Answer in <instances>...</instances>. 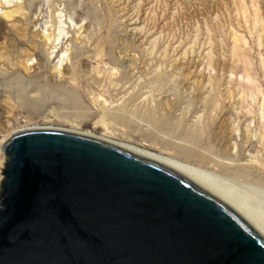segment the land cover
<instances>
[{
  "label": "rangeland",
  "instance_id": "rangeland-1",
  "mask_svg": "<svg viewBox=\"0 0 264 264\" xmlns=\"http://www.w3.org/2000/svg\"><path fill=\"white\" fill-rule=\"evenodd\" d=\"M252 1L0 0V13L22 8L11 21L0 14V145L18 130L46 127L142 148L196 167L264 217V177L250 165L264 157V0ZM59 19L70 26L66 62L76 70L55 82L49 66L57 58L47 62L40 34ZM88 26L94 40L85 49L72 35ZM234 39L254 71L250 84L232 62ZM33 43L29 72L16 62L23 50L34 52ZM84 55L93 58L87 66L115 73L118 88L97 86L78 60ZM209 99L219 105L205 108ZM166 100L173 109L157 106Z\"/></svg>",
  "mask_w": 264,
  "mask_h": 264
},
{
  "label": "water",
  "instance_id": "water-1",
  "mask_svg": "<svg viewBox=\"0 0 264 264\" xmlns=\"http://www.w3.org/2000/svg\"><path fill=\"white\" fill-rule=\"evenodd\" d=\"M0 264H264V236L168 165L64 129L2 144Z\"/></svg>",
  "mask_w": 264,
  "mask_h": 264
},
{
  "label": "bare ground",
  "instance_id": "bare-ground-1",
  "mask_svg": "<svg viewBox=\"0 0 264 264\" xmlns=\"http://www.w3.org/2000/svg\"><path fill=\"white\" fill-rule=\"evenodd\" d=\"M252 1V0H251ZM253 2V1H252ZM2 3H6L7 5L10 3V0H4V2H2ZM1 4V3H0ZM11 4V3H10ZM9 4V5H10ZM14 5V4H13ZM21 6V5H20ZM3 7V6H2ZM8 8H9V6H7ZM19 7V6H18ZM3 10V9H2ZM1 11V10H0ZM1 14V17L2 18H4L6 21H8V20H10L11 21V19H13L14 20V18L15 17H17L18 15H21L22 14V8H13V9H8V10H4L2 13H0ZM25 14V13H24ZM256 15V14H255ZM256 18H257V15H256ZM3 20V19H2ZM255 20V19H254ZM17 21V20H16ZM57 22H54V25H53V28L51 29V30H49V28H46V29H44L43 31H42V34H40V38L42 39L41 40V42H42V45L43 46H45V47H47L46 49H45V52H46V60H47V62L49 61V59H50V57L52 56L53 57V59L55 58H57V61H55L54 63H52L50 66H49V74L52 76V78H54L53 79V81H55L56 79L58 80V78L60 79V77H64L65 75H67V77H68V79H70V78H74V76H75V70H76V66H75V63H70L69 65L67 64V62H66V60L68 59V54H67V44H66V42H68L69 40H68V38H66L67 37V35H68V33H69V31H68V29L70 28V26L69 25H67L66 27L64 26L65 25V23L66 22H64V21H62L61 19H59V20H56ZM258 21V20H257ZM2 22V21H1ZM72 22V21H71ZM80 22V21H79ZM254 22H256V20L254 21ZM74 23V22H73ZM257 23V22H256ZM255 23V24H256ZM15 24V23H14ZM16 25V24H15ZM15 25H12V26H15ZM75 25V24H74ZM17 26V25H16ZM21 26V25H20ZM19 26V27H20ZM22 26H23V24H22ZM82 26H84V25H82ZM86 26H87V24H86ZM254 26H256V25H254ZM80 27V26H79ZM16 29H17V27H15ZM14 28V29H15ZM50 28H51V26H50ZM83 28V27H82ZM22 29V28H21ZM23 29H24V27H23ZM89 26H88V28L87 27H84L83 29H81L80 30V28H77L76 30H74L73 31V35H72V37H73V39H74V42L76 41L78 44H82L83 45V47L85 48V47H89L90 45H92L93 44V37H92V32L90 33V30H91V28L89 29ZM26 30V29H25ZM18 31H20V29L18 30ZM23 31V30H22ZM93 31V30H92ZM99 33V32H98ZM234 33V32H233ZM21 34V33H20ZM237 35L236 36H242V35H238V33H236ZM37 35V34H36ZM234 35V34H233ZM25 36V35H24ZM23 36V37H24ZM235 36V35H234ZM235 36V37H236ZM233 37V36H232ZM243 37V36H242ZM234 38V37H233ZM21 39H22V37H21ZM35 39V38H34ZM66 39V41L64 42V43H62L64 40ZM240 39H241V37H240ZM24 40V39H23ZM235 40V39H234ZM232 41V40H231ZM244 42V41H243ZM65 44V45H64ZM244 45V44H243ZM29 46H31V45H29ZM63 46L65 47V48H63ZM81 46V45H80ZM230 47H231V45H230ZM241 45L238 43V40L236 41L235 40V42L233 43V46H232V62L234 63V64H236L235 66H238V69L236 68V70H237V72H238V70L240 71V73H241V76L240 77H242L243 79H245L246 81H247V83L249 82V84L250 83H252L253 81H255V80H253V72L251 71V67H250V62L249 61H247L246 59H248V58H245L246 56L244 55V53H242V51H244V49H242L241 50ZM32 50L34 51L33 53H29L28 52V50H23L24 51V53H20V54H24V59L23 60H18L17 59V64H20V66L21 67H23V69L25 70V71H28V70H30V69H32V68H34V66L33 67H29V64H28V57H30V56H34V55H36V53H35V51L37 50V46H36V44H34L33 43V45H32ZM244 48V47H243ZM86 49V48H85ZM31 52V51H30ZM85 52V51H84ZM7 53V52H6ZM89 53V52H88ZM125 53V52H124ZM9 53H7V55H8ZM83 54V53H82ZM87 54V53H86ZM17 56L19 55V54H16ZM17 56H15L16 58H17ZM38 56H39V54H38ZM85 56V55H84ZM2 57V56H1ZM0 57V58H1ZM14 57V58H15ZM248 57V56H247ZM261 57V56H260ZM21 58V57H20ZM40 59H42V58H40ZM78 60H83L82 62V64L84 65H86V63L87 62H91V60H93V58L91 57V56H89V55H87V56H85V57H82L81 56V58L80 59H78ZM97 63V62H96ZM136 63V62H135ZM93 64V63H92ZM107 64H108V62H107ZM110 64V63H109ZM209 64H211V63H209ZM232 65V64H231ZM100 66V65H99ZM130 66V65H129ZM211 66V65H210ZM234 66V67H235ZM38 67V66H37ZM42 67V66H41ZM82 67H84V66H82ZM86 67L88 68V73L89 74H91V75H93V78H94V81H95V84H97V86L98 85H105V84H107L108 86L109 85H112V86H115V87H117L116 85L118 84V82L117 81H115L114 82V74H112V72H111V70L110 71H107L106 69H100L99 67H98V65H95V66H93V65H86ZM105 67H107V66H105ZM133 67H135V66H133ZM47 68H48V66H47ZM85 68V67H84ZM86 68V69H87ZM109 68H111V67H109ZM116 68V67H115ZM114 68V69H115ZM231 68H233V66L231 67ZM34 69H36V67L34 68ZM33 69V70H34ZM113 69V68H112ZM117 69V68H116ZM181 69H183V67L181 68ZM253 69V68H252ZM109 70V69H108ZM233 71H234V69H232ZM231 70V71H232ZM134 71V70H133ZM184 71V70H183ZM29 72H31V70L29 71ZM115 72H116V70H115ZM117 72H118V70H117ZM129 73V72H128ZM130 74V73H129ZM133 74V73H132ZM184 74V73H183ZM183 74H182V76H183ZM231 74H232V72H231ZM112 76H113V78H112ZM89 77V76H88ZM187 77H188V75H187ZM85 79H86V76L84 77ZM185 79V78H184ZM76 80V79H75ZM91 80H92V78H91ZM212 80H214V79H212ZM211 81V80H210ZM56 82V81H55ZM91 82V81H90ZM127 82V81H126ZM202 82V81H201ZM125 83V82H124ZM182 83V82H181ZM197 86L199 85H201V83H200V81H198L197 80ZM203 83V82H202ZM211 83V82H210ZM90 84V83H89ZM126 84V83H125ZM215 84L216 85H220V83H219V81H216L215 82ZM214 84V85H215ZM254 84H255V82H254ZM254 84H253V86H254ZM106 85V86H107ZM203 85V84H202ZM248 85V84H247ZM246 85V86H247ZM91 86V85H90ZM96 86V87H97ZM240 86H242V85H240ZM245 86V85H244ZM249 87H247L248 88V90H250L251 91V94L253 93V95H257V94H261L260 93V91H259V93H256L255 92V90H256V88H254V87H256V85L254 86V87H252V85H248ZM114 87V88H115ZM124 87V86H123ZM103 88V87H102ZM112 88V87H111ZM118 88V87H117ZM217 88V87H216ZM244 88H246V87H244ZM106 89V88H105ZM218 89V88H217ZM243 89V88H242ZM242 89H241V92H242ZM100 90H102V89H100ZM245 90V89H244ZM244 90H243V92H244ZM257 91H258V89H257ZM102 92V91H101ZM104 92V91H103ZM117 92V91H116ZM240 92V93H241ZM99 93V92H98ZM104 93H106V92H104ZM108 94H109V92H108ZM230 95L231 94H233V93H229ZM242 94H244L245 96H246V94L247 93H241L240 94V96L242 95ZM249 94H250V92H249ZM252 95V96H253ZM104 96V95H103ZM102 96V97H103ZM238 96V95H237ZM239 96V97H240ZM251 96V97H252ZM258 96V95H257ZM231 97H233V95H231ZM248 97V96H247ZM250 97V98H251ZM236 98V97H235ZM238 98V97H237ZM243 98V97H242ZM241 98V99H242ZM254 98V97H253ZM96 99V98H95ZM244 99H246L245 97H244ZM100 100V99H99ZM104 101V100H103ZM202 101V100H201ZM240 101H243V100H239V102ZM204 102V106H205V108H212V106L213 105H216V104H218L217 103V99L215 100V102H214V100H206V101H203ZM100 103V101L98 102V104ZM113 103V102H112ZM236 103H238V102H236ZM241 103V102H240ZM104 104H105V102H104ZM103 105V104H102ZM106 105V104H105ZM112 105V104H111ZM219 105V104H218ZM119 106V105H118ZM157 106H160V109H162V110H164V109H166V108H168V111L169 110H171V109H173L174 108V103H172V102H169V101H165L164 103L162 102V103H158L157 104ZM1 107V106H0ZM101 107V106H100ZM215 107V106H214ZM102 108V110H105V109H103V107H101ZM216 108V107H215ZM237 108V107H236ZM1 110V109H0ZM3 110V109H2ZM109 110V109H108ZM107 110V111H108ZM153 110V109H152ZM239 110H241V109H239ZM111 110H109V112H110ZM113 111V110H112ZM237 111V110H236ZM250 110H248V112H249ZM104 112H106V111H104ZM250 112H252V111H250ZM249 112V113H250ZM260 112H263V111H260ZM2 113V112H1ZM221 113V112H220ZM241 113H243V112H241ZM264 113V112H263ZM104 114V113H103ZM103 114H101V115H103ZM224 114V113H223ZM237 114H240L239 113V111H238V113ZM236 114V115H237ZM261 114V113H260ZM106 115V114H105ZM104 115V116H105ZM242 115H245V114H242ZM264 114H262L260 117L261 118H264V116H263ZM103 117V116H102ZM241 116L239 115V117L238 118H240ZM224 119V118H223ZM222 119V120H223ZM248 119H250V118H248ZM221 120V121H222ZM103 121V120H102ZM251 121V120H250ZM222 122H224V121H222ZM260 122H262V121H260ZM221 123V122H220ZM222 124V123H221ZM262 124V123H261ZM260 124V125H261ZM220 125V124H219ZM263 126H264V121H263ZM194 129V128H193ZM193 129H192V133L190 134V135H192L193 134V138L196 140H198L199 139V135L197 136V133H198V129H199V127H198V129H196V130H194L193 131ZM258 129H259V126H258ZM202 130V129H201ZM219 130H220V128H219ZM263 131L264 130H262V133H263ZM199 132H200V129H199ZM219 132V131H218ZM260 132H261V130H260ZM259 132V133H260ZM264 134V133H263ZM262 135V134H261ZM6 136V135H5ZM220 136V135H219ZM256 136V135H255ZM263 136V135H262ZM262 136H260V138L262 137ZM263 139H264V137H262ZM258 139V138H257ZM263 139H261L262 141H263ZM7 140V139H6ZM6 140H3L2 141V144L6 141ZM260 140V141H261ZM108 141V140H107ZM109 142H112V143H115V144H118V145H120V146H123V147H126V148H128V149H131V150H133V151H136V152H138V153H141V154H143V155H146V156H148V157H151V158H153V159H156V160H158V161H160V162H162V163H164V164H166V165H168L169 167H171V168H173V169H175V170H177L178 172H180V173H182L183 175H185L186 177H188L189 179H191L192 181H194V182H196L197 184H199V185H201L202 187H204V188H206L207 190H209V191H211L212 193H214L215 195H217L218 197H220L221 199H223L226 203H228L230 206H232L236 211H238L245 219H247L263 236H264V217L262 216V215H260L259 213H257V212H255V211H253V210H251L249 207H247L241 200H239V199H237V198H234L233 196H232V194H231V192H229L228 190H226V189H224V188H222V186H219L217 183H215L214 181H212L210 178H208V176H207V174L205 173L204 174V172H202L201 170H199V169H197L196 167H194V166H191L190 164H188V163H184V162H182V161H179V160H177V159H173V158H171V157H167V156H163V155H161V154H156V153H153V152H149V151H147V150H143L142 148L140 149H138V148H135V147H132V146H130V145H125V144H122V143H118V142H113V141H109ZM259 143H261V142H259ZM2 144L0 145V148H1V146H2ZM262 144V143H261ZM263 145V144H262ZM255 146V145H254ZM263 147H264V145H263ZM256 149V148H255ZM258 151V150H257ZM4 162H5V158H3V160L0 162V181H1V179H2V172H3V169H4ZM250 165L252 166V168H254L255 169V171H258L263 177H264V157H262V158H260V159H256V160H254V158L252 159V160H250Z\"/></svg>",
  "mask_w": 264,
  "mask_h": 264
}]
</instances>
